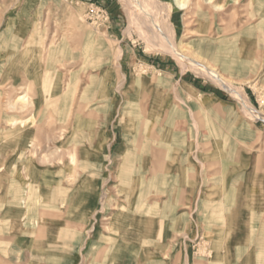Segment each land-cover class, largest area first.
I'll list each match as a JSON object with an SVG mask.
<instances>
[{
    "label": "rangeland",
    "instance_id": "1",
    "mask_svg": "<svg viewBox=\"0 0 264 264\" xmlns=\"http://www.w3.org/2000/svg\"><path fill=\"white\" fill-rule=\"evenodd\" d=\"M56 83L69 90L66 104L53 106ZM145 87L186 112L180 127L200 139L205 165L210 158L217 203L232 191L231 240L195 226L187 263L264 264V0H0V250L37 249L53 190L72 199L85 163L88 175L96 163L111 168L115 132L132 125L125 114ZM101 184L87 185V264L101 247L100 261L118 263L129 247L107 251L106 236H122L124 204ZM5 222L20 240L3 241Z\"/></svg>",
    "mask_w": 264,
    "mask_h": 264
},
{
    "label": "crops",
    "instance_id": "2",
    "mask_svg": "<svg viewBox=\"0 0 264 264\" xmlns=\"http://www.w3.org/2000/svg\"><path fill=\"white\" fill-rule=\"evenodd\" d=\"M189 84L191 82L186 85ZM68 91V88L61 90L56 83L51 90V96L57 98L53 106L69 102ZM135 93L133 96L139 99L132 102L133 107L125 114L132 125L126 127L121 123V127L115 129V145L111 148L110 157L107 154L111 168H103L96 163L93 165L95 171L88 175V165L85 163L80 168L84 180L75 188L72 199L71 196L69 200L66 196L60 199L57 191L53 190L50 196V207L53 209L49 208L47 214V229L39 227L34 238L38 242L37 249H2L0 264H87L88 192H93L87 185L91 186L98 179L102 182L98 191L103 189L115 193L118 196L116 200L122 199L124 204L117 231L122 236L117 238L116 233L106 236L113 244L107 251L119 257L123 249L116 245L122 243L129 247L124 248L121 255L124 258L117 260L118 263L100 261L98 257L103 256L105 249L98 248L95 264H173L167 258L181 256L180 264H189L185 259L188 252L185 239L199 224L210 231L218 228V235H227L216 239L231 240V188L221 191L220 203H217L213 182L215 173L210 172L213 167L210 158H207L208 163L205 165L200 158V139L188 127L186 130L180 127L183 122H187L186 112L179 114L168 98L162 100L161 95H153L148 87ZM68 108L66 110L64 107L61 115L60 124L64 128L71 121V110ZM165 117L167 123L162 125ZM192 120L194 126L196 120L194 117ZM33 142L30 141V144ZM102 159L104 157L98 158ZM63 171L70 172L71 169L63 168ZM60 201L68 205L63 226L57 223L55 211L61 207ZM40 214L45 217V212ZM4 218H7L5 214ZM212 224L214 227L210 226ZM134 225L142 226L143 229L131 231ZM10 226L12 228L13 223ZM10 226L7 222L3 223V241L20 240L14 232L9 231ZM131 234L134 235L133 239L128 237ZM114 240L117 242L114 243ZM133 241H141L142 246L138 244L139 247L134 248Z\"/></svg>",
    "mask_w": 264,
    "mask_h": 264
},
{
    "label": "bare ground",
    "instance_id": "3",
    "mask_svg": "<svg viewBox=\"0 0 264 264\" xmlns=\"http://www.w3.org/2000/svg\"><path fill=\"white\" fill-rule=\"evenodd\" d=\"M238 1V0H237ZM185 6H186V4L185 3H179L178 4V7L181 9V10H185L186 8H185ZM171 21V20H170ZM158 36V35H157ZM176 50V49H175ZM176 52H177V56H183L182 55V52H181V50L180 49H178L177 48V50H176ZM182 58V57H181ZM190 61H192V60H190ZM192 63H194V62H192ZM19 191V190H18ZM18 196L20 195V194H17ZM22 197V196H21ZM17 199H19V198H17ZM22 199V198H21ZM231 199V198H230ZM227 200V199H226ZM227 204H228V202H227ZM224 205L226 206V203H224ZM225 210V209H224ZM260 244V243H259ZM262 246V245H261ZM239 249V248H238ZM238 251V250H237ZM239 252V251H238ZM240 256V255H239ZM257 256V255H256ZM259 256V255H258ZM257 259V258H256ZM240 260V259H239ZM95 263V262H94ZM125 263V262H124ZM258 264V263H257Z\"/></svg>",
    "mask_w": 264,
    "mask_h": 264
}]
</instances>
